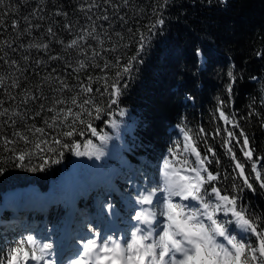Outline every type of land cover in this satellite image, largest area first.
I'll use <instances>...</instances> for the list:
<instances>
[{
  "label": "trees",
  "instance_id": "obj_1",
  "mask_svg": "<svg viewBox=\"0 0 264 264\" xmlns=\"http://www.w3.org/2000/svg\"><path fill=\"white\" fill-rule=\"evenodd\" d=\"M83 2L4 0L0 5V20L4 21V26L0 28V40L15 39L13 47L17 49L14 53L9 52L6 59H15L21 68L27 69L22 75L15 73L20 78L21 87L0 89V99L6 101L5 107L14 109L19 106L21 112L27 110L28 119L24 123L29 127L33 124L46 127L44 120L54 115L47 108L52 106V99L57 93L44 84L45 76L51 74L76 85L77 76L79 82L87 83L89 76H112L116 71L112 69L105 73L100 68L89 66L76 73L73 71L78 67L76 60H87V57L56 43L63 40L67 44L80 35L81 27L90 30L91 21L79 10ZM98 2L101 7L89 13L95 21L96 33L105 40L104 49L113 46L119 49L105 53L103 58H97L98 61L103 64L105 58L114 61L118 56L121 63L126 62L136 55L139 34L143 33L145 48L137 57L142 63L134 62L130 75L121 81L128 87L119 105H113L103 120L93 122L102 134H107V142L101 144L90 134L73 138L82 145L85 140L92 139L103 151L99 159L95 156L77 157L74 152L60 149L64 152L62 158L53 153L44 154L60 159V163L49 161L50 166L43 171L33 172L12 163L0 165L5 168L0 175V249H7L24 238L29 234L26 231L35 224L37 226L33 231L37 232L41 225L46 228L51 226L55 236H63L68 226L61 230L59 226L67 224L72 214L80 220L79 210H101V205L106 202L116 204L118 215H128L129 208L133 209L136 201L132 190L137 186H154L160 164L170 158L169 149L182 140V127L192 130L203 127L209 133H214L217 127L223 129V121L217 118L216 112L219 100L226 102L225 111L240 122L256 155L264 157V127L261 126L264 121V0H227L226 3L221 0H168L166 7H160L163 0H129L127 6L123 0H113V5H120L118 9L105 4L104 0ZM12 7L18 10L12 11ZM57 11L67 12L68 15L55 16ZM104 14L109 16L108 21L97 19ZM157 15L162 16L165 23L162 28L149 32ZM39 16L45 19L40 20ZM24 17H28L31 24L26 23ZM120 17L124 18L123 22ZM14 20L19 21L21 31L31 27V35L25 33L16 38L11 28ZM67 22L74 25L72 32L64 29L63 25ZM49 26L53 27L55 37L47 35ZM116 32L122 33L124 39L116 37ZM106 34L112 39L108 40ZM32 42H49L48 52L37 49L25 52L19 47ZM89 45L99 48L96 40L89 39L83 45L89 55ZM99 50L103 52V49ZM24 55H29L31 59L25 62L22 59ZM50 55L63 58L53 61L48 59ZM37 60L46 63L37 66ZM69 63L72 67L67 66ZM12 72L13 69L0 61V76L6 78L7 84L11 83L9 77ZM229 72L235 76L231 95L226 91L231 82ZM38 83L44 85V96L48 99L21 105L24 91L31 89L36 92ZM93 88L103 91L101 84L93 83ZM6 91L15 95L16 100L8 99ZM64 95L71 94L65 93L61 98ZM93 95L101 103L104 102L105 98L99 93L94 92ZM41 103L45 105V110L33 120L31 117ZM121 110L124 115H120ZM252 111L257 115L249 116ZM110 122H114L115 127ZM16 127L22 128L23 124L18 123ZM0 131L10 136L12 129L5 127ZM46 132L48 135L44 138L49 139V143L51 137L58 136V132L51 128H47ZM206 145L216 150L222 162L220 165L213 164L212 168L230 171L232 165L226 149L222 147L221 137L213 139L209 136L198 146L204 152ZM235 150L243 160L239 148ZM33 163L38 165L39 158L35 157ZM246 171L252 175L250 166ZM129 179L134 185L128 190L126 184ZM231 183V180L225 181L223 186L228 187ZM12 191L15 194L5 196ZM239 196V205L253 217L261 218L264 226V190L259 189L257 184L256 191L245 188ZM229 229L233 234L244 235L235 225L230 224ZM39 236L44 237L43 234ZM249 242H254V238H250ZM3 256L4 252L0 251V259Z\"/></svg>",
  "mask_w": 264,
  "mask_h": 264
},
{
  "label": "snow or ice",
  "instance_id": "obj_2",
  "mask_svg": "<svg viewBox=\"0 0 264 264\" xmlns=\"http://www.w3.org/2000/svg\"><path fill=\"white\" fill-rule=\"evenodd\" d=\"M221 2L226 3L227 0ZM3 3L4 0H0V5ZM104 3L116 9L120 7L119 4L113 5V0H104ZM167 3L168 0H163L160 7H166ZM123 4L127 6L129 0H123ZM100 7L98 0H84L79 10L91 21L90 30L81 27L80 35L67 44L63 40H57L56 43L64 46L66 50L74 49L80 55L87 57V60H76L78 67L73 69L76 73L89 66L100 68L105 73L112 69L116 71L112 76L107 74L99 77L89 76L87 83L79 82L77 76L76 85H71L66 79L53 77L51 74L45 76L44 84L57 93L52 99V106L47 108V111L54 115L44 120L46 127H36L34 124L29 127L24 123L28 119L27 110L21 112L19 106L14 109L5 107L6 101L0 99V118H6L0 119V129L5 127L12 129L10 136L0 131V165L12 163L16 167L36 172L50 166L49 161L52 164L60 163V159L44 155L53 153L62 158L64 152L60 149L74 152L77 157L95 156L99 159L103 155L102 149L92 139L85 140L82 145L73 138L90 134L91 137L98 138L101 144L107 142L109 139L107 134H102L93 122L103 120L113 105H119L120 98L128 87L121 81L130 75L134 62L142 63L137 57L144 51L146 37L143 33L139 34L137 53L126 62L121 63L120 57L117 56L114 61L105 58L101 64L97 58H103L105 53L117 52L119 49L115 46L104 49L105 40L96 33L95 21L89 13ZM17 10L12 7V11ZM35 11L38 9L34 10L33 16ZM54 15L67 17L68 13L57 11ZM23 19L31 24L28 17ZM38 19L43 20L45 17L39 16ZM97 19L108 21L109 16L104 14ZM120 20L123 22L124 18L120 17ZM164 23L162 16L157 15V19L148 29L149 32L162 28ZM3 26L4 21L0 20V28ZM35 27L38 28L39 25ZM63 27L68 32L74 29L71 22L65 23ZM11 28L16 38L25 33L31 35V27L21 31L18 20L11 23ZM46 31L48 36L55 37L52 26ZM128 31L131 32V29ZM115 35L120 40L124 39L120 32H116ZM106 36L108 40L112 39L110 35L106 34ZM89 39L96 40L99 45V48H91L89 45L90 55L83 46ZM14 43L15 39L0 40V61H4L10 69H13L9 77L10 84L6 83L5 77L0 76V89L20 88V78L15 73L20 72L22 75L27 71L21 68L17 60L6 59L9 52L17 51L13 47ZM19 47L24 48L25 52L29 49L48 52L50 43L32 42L27 46L21 44ZM99 49H103V52ZM62 58L58 55L48 57L53 61ZM22 59L28 62L31 57L24 55ZM88 61L92 63L89 64ZM35 63L39 66L46 61L37 60ZM67 66L72 67V64L69 63ZM228 76L231 77V82L226 91L231 95L235 76L232 72H229ZM93 83L101 84L103 91L100 88L94 89ZM43 87L44 85L38 83L36 92L26 89L20 104L27 105L29 101L48 99L44 96ZM94 92L105 98L103 103L93 95ZM65 93L71 95H64L61 98ZM6 95L8 99L16 100V96L10 91H6ZM57 105L61 107L58 108ZM225 106L226 102L219 100L216 109L217 118L223 121V129L217 127L214 133L207 132L203 127L196 130L187 127L180 129L183 138L169 149L170 158L163 161L154 186L146 189L147 194L138 196L137 202L141 206V211L135 215V220L138 225L146 227L136 226L127 236L113 237L103 236L95 228L85 225V231L89 235L71 240L68 248L74 255L68 258L66 264H264V226L261 224V218L253 217L247 209L239 205V194L245 188L256 191L258 184L259 189L264 190V157L256 155L248 134L234 115L225 111ZM44 110L45 105L39 104L31 118L35 120ZM124 114L121 110L120 115ZM248 115L253 116L257 113L252 111ZM18 123L23 124V127L17 128ZM110 123L115 127L114 122ZM261 126L264 127V121ZM47 128L58 132L57 137L50 138L51 143L49 139L44 138L48 135ZM209 136L213 139L221 137L222 147L226 149L232 165L230 171L212 168L213 164L222 163L213 147L206 145L204 152L200 150L199 143L206 141ZM235 148H239L243 160L238 157ZM35 157L40 160L38 165L33 163ZM249 166L251 176L246 171ZM4 171L5 168L0 166V175ZM228 180L232 183L224 187L223 182ZM146 205H151L156 210L143 207ZM101 207L111 209L112 205H101ZM221 215L230 216L232 219L221 220ZM158 217L163 218L162 225ZM230 224L235 225L244 235L233 234L229 229ZM250 238H254V242H249ZM0 251L4 252L0 264H57L54 258L56 255L54 244L39 242L31 234Z\"/></svg>",
  "mask_w": 264,
  "mask_h": 264
},
{
  "label": "rangeland",
  "instance_id": "obj_3",
  "mask_svg": "<svg viewBox=\"0 0 264 264\" xmlns=\"http://www.w3.org/2000/svg\"><path fill=\"white\" fill-rule=\"evenodd\" d=\"M162 165H163V162L160 164L159 171L162 168ZM132 185H134V182L132 183V180L129 179V181L126 184V188L129 190V187L132 186ZM151 187H153V186H150V187L149 186L147 187L145 185L144 186H140V187L137 186V188L132 190L134 192V194H135V200H136L135 204L133 205V209L129 208V210H130L129 214L126 215V217L121 215V217L118 220V222H117V219H118L117 218V215H118L117 213H118V211L116 209V204H112L111 202H106L104 205H109V204L112 205L111 209H108L107 207H104V208H102L100 210L101 212L105 211V214L107 215V217H106L107 220L106 221H103L102 217H99V219L97 218V215L99 213L98 214H93L92 216L86 215L84 217V220L79 221V222H81V225H80V227L76 228V229H80L78 232H74V230H75L74 226H79L78 224H74V226L73 225L68 226L66 229H64V232H63L65 237L63 238L64 235L60 236L61 238L59 237V239L55 242L57 237H54L53 229L51 227H49L47 232H45V235H44L45 239L40 238V237H36V238L38 239L39 242H50V243L54 244V252L56 253L54 258L56 260V258H58V256H57L58 254L57 253H58L60 247L63 246L64 243L66 242V240H67L66 237H67L68 234L72 235L71 236V240L73 238L79 239L81 236L87 237L89 235V233L87 231H85V225H90V227L95 228V230L100 232L103 236H113V237L127 236L132 230H134V228L136 226L146 227L144 225H138L137 224V221L135 220V215L138 214L141 211V206L137 202L138 201V196L140 194H147L146 193V189H150ZM13 194H15V191H12V192L6 194L5 196L8 197V196H11ZM143 207L150 208V209H152L154 211L156 210L155 208H152L151 205H146V206H143ZM125 219L130 221L129 226H127L125 224L126 223ZM158 219L160 220V223L162 225L163 218H159L158 217ZM220 219L226 221V220H229V219H232V218L230 216L226 217V216L221 215ZM117 223H118V227H117ZM103 225L105 227L107 226L108 229L105 228ZM66 226H67V224L63 225V223H62V225L59 226L60 230L65 228ZM27 233H31V232L28 231ZM77 234H78V236L76 237ZM49 236H51V237H49ZM67 253L74 255V253H71L70 251H68ZM61 264H66V263H65V261L62 260Z\"/></svg>",
  "mask_w": 264,
  "mask_h": 264
},
{
  "label": "bare ground",
  "instance_id": "obj_4",
  "mask_svg": "<svg viewBox=\"0 0 264 264\" xmlns=\"http://www.w3.org/2000/svg\"><path fill=\"white\" fill-rule=\"evenodd\" d=\"M68 236H72V235H70V234H68ZM68 236L66 237V242L64 243V245L63 246H61L60 247V249H59V251H58V258H56V261H57V264L59 263V262H61L62 260L63 261H65V263L67 262V260H68V258L70 257V256H72V254L70 255L69 253H67L68 251H70L69 250V248H68V245H69V238H68ZM65 237V235L63 236V238ZM61 238V237H60ZM65 257V259H63Z\"/></svg>",
  "mask_w": 264,
  "mask_h": 264
}]
</instances>
